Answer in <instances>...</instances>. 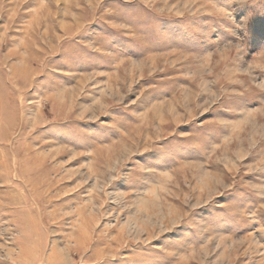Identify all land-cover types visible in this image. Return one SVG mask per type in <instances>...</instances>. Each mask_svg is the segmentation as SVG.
I'll return each mask as SVG.
<instances>
[{"label":"rangeland","instance_id":"rangeland-1","mask_svg":"<svg viewBox=\"0 0 264 264\" xmlns=\"http://www.w3.org/2000/svg\"><path fill=\"white\" fill-rule=\"evenodd\" d=\"M0 264H264V0H0Z\"/></svg>","mask_w":264,"mask_h":264}]
</instances>
